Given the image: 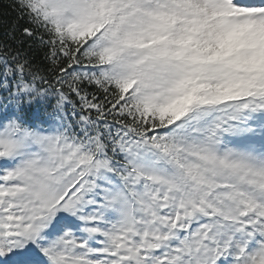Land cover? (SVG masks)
Here are the masks:
<instances>
[{"label":"snow or ice","instance_id":"1","mask_svg":"<svg viewBox=\"0 0 264 264\" xmlns=\"http://www.w3.org/2000/svg\"><path fill=\"white\" fill-rule=\"evenodd\" d=\"M0 264H264V0H0Z\"/></svg>","mask_w":264,"mask_h":264},{"label":"trees","instance_id":"2","mask_svg":"<svg viewBox=\"0 0 264 264\" xmlns=\"http://www.w3.org/2000/svg\"><path fill=\"white\" fill-rule=\"evenodd\" d=\"M0 32H2V29H0Z\"/></svg>","mask_w":264,"mask_h":264}]
</instances>
